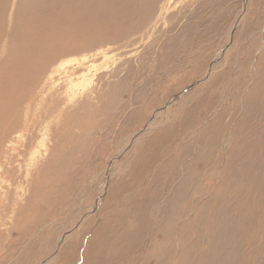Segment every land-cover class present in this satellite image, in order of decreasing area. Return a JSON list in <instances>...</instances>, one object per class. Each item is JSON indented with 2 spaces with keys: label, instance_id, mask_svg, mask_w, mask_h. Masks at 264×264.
<instances>
[{
  "label": "rangeland",
  "instance_id": "obj_1",
  "mask_svg": "<svg viewBox=\"0 0 264 264\" xmlns=\"http://www.w3.org/2000/svg\"><path fill=\"white\" fill-rule=\"evenodd\" d=\"M19 2L10 0L8 28ZM249 4L250 0H166L150 22L137 27L140 19L135 17V26L106 46L56 57L46 76L61 64L71 69L80 59L97 58L82 69L85 81L70 89L64 85L61 115L47 120V128L43 124L44 131L34 140L35 151L19 161L22 172L33 169L30 179L40 193L22 191L21 185L28 187L23 178L17 180L16 193H7L9 183L0 179V264H84L90 244L105 253L106 244L118 234L112 232L114 224L136 220L135 215L143 221L150 216L156 205L151 194L161 198L160 193H167L165 202L179 191L186 168L197 158L194 147L203 151L214 137L222 144L227 139L221 128L228 124L229 129L235 116L238 124L243 114L237 115L240 108L230 115L224 112L234 108L233 96L246 97L264 52V0L247 8ZM70 7L67 2L65 9ZM33 44L27 40L22 48L5 53L2 49L0 68L22 58ZM149 162L134 180L133 172ZM207 173L194 186L197 197L189 215L211 195ZM121 179L133 183L121 193L134 197L107 218L105 201ZM217 187L215 182L213 192ZM68 233L71 238L62 242ZM67 241L73 248L60 260L57 256ZM180 249L175 242L169 264L180 263Z\"/></svg>",
  "mask_w": 264,
  "mask_h": 264
},
{
  "label": "bare ground",
  "instance_id": "obj_2",
  "mask_svg": "<svg viewBox=\"0 0 264 264\" xmlns=\"http://www.w3.org/2000/svg\"><path fill=\"white\" fill-rule=\"evenodd\" d=\"M163 1L166 0H20L8 28L5 20L10 0H0V51L4 49L5 53V49L22 48L25 41H34V48L25 50L22 58L10 60L9 65L0 68V179L3 177L9 183L7 193H16L13 189L22 178L28 184L27 188L21 185L22 191L40 193L39 185L30 179L34 176L33 169L26 168L22 172L19 161L35 151L34 140L44 131L40 130L43 124L47 128V120L61 115L65 93L60 91L64 85L70 89L85 81L87 75L82 69L97 58L92 55L80 59L71 69H64L65 64H61L59 70L53 69L46 76V70L56 63V57L115 41L121 33L135 26V17L140 19L137 27L150 22L163 11L164 6L159 8ZM261 1L250 0L247 8L253 4L258 6ZM67 2L71 7L65 9ZM245 63L247 67L250 64ZM233 87L231 95L237 90L233 91ZM246 89V97L241 100V96L236 99L233 96L234 108L228 107L224 112L230 115L237 108H240L237 115L243 112L238 124L235 116L230 119L229 129L228 124L221 128L227 140L221 144L214 137L200 152L194 147L197 158L193 157L195 161L186 168L188 175L182 180L179 191L165 202L167 193H160L161 198L151 194L156 205L150 216L143 221L135 215L136 220L114 224L112 232L117 230V237L106 244L104 254L99 252V247L90 244L83 256L84 264H169L175 242L182 246L179 264H264V52ZM222 145V151H218ZM151 162L138 167L133 179L139 178L140 172ZM206 172L211 195L189 215L197 197L194 186ZM215 182L218 187L213 192ZM131 184L123 179L118 182L110 200L104 204L107 218L133 199L134 195L121 193L127 192ZM186 217L189 219L184 220ZM180 220L184 221L177 226ZM100 225L94 229L93 240ZM68 236L71 234H66L62 242ZM71 248L73 244L67 241L57 258H65Z\"/></svg>",
  "mask_w": 264,
  "mask_h": 264
},
{
  "label": "water",
  "instance_id": "obj_3",
  "mask_svg": "<svg viewBox=\"0 0 264 264\" xmlns=\"http://www.w3.org/2000/svg\"><path fill=\"white\" fill-rule=\"evenodd\" d=\"M191 88H192V87L188 88V90L191 89ZM178 97H179V96H175V98H178Z\"/></svg>",
  "mask_w": 264,
  "mask_h": 264
}]
</instances>
